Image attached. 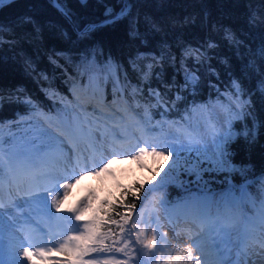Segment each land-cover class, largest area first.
Segmentation results:
<instances>
[{
	"label": "trees",
	"instance_id": "trees-1",
	"mask_svg": "<svg viewBox=\"0 0 264 264\" xmlns=\"http://www.w3.org/2000/svg\"><path fill=\"white\" fill-rule=\"evenodd\" d=\"M67 12H70L75 24L79 27L90 21L105 16L106 7H119L117 0H60ZM135 5L133 13L151 17L162 28L159 33L149 36L148 46L132 42L128 37V23L122 21L116 25L99 27L90 35L74 31L64 15L52 3V0H11L0 8V25L5 32L0 41V91L7 98L10 95L30 97L34 108L41 111H53L65 117L67 106L65 100L73 99L72 84L83 85L91 75L97 73L99 84L105 85V91L113 96L111 81L105 82V64L109 58L123 66L133 84L138 82V74L133 72L129 60L141 52L152 51L159 55L158 45L170 50L169 63L164 64V80L171 84L175 75L177 87L184 85L183 72H176L180 66V57L185 49L206 46L207 41L217 45L211 50L210 63L218 75L210 74L207 63L197 65L192 59L187 60L190 69H198L200 80L190 83L179 92L182 97L176 102L177 88L168 93V111L163 107L149 108L145 112L144 105L148 101L141 99V107L135 111L147 120L152 127H160L162 133L167 124H184L191 113L204 106L211 110L214 103L224 107L232 140L227 145L230 167L216 168L212 159L203 157L199 147H190L180 151L179 174L175 170L164 182V195L168 201L181 199L188 191L234 189L238 191L244 186L243 195L251 194L261 199L264 194V104L254 97L255 117L242 120L235 118L229 110V92L232 79H238L246 89L254 90L261 75L264 74V57L260 54L264 43V26L249 24L250 17L264 18V0H131ZM31 18L32 23L24 22ZM225 29H229L239 45L225 38ZM141 24V31H145ZM95 52V59L93 53ZM176 64L171 65V57ZM51 57V59H50ZM55 60V64L52 63ZM147 63V61H145ZM58 65V67H57ZM159 71V68H157ZM121 76L123 73H120ZM47 79H44V77ZM152 87H164L155 79ZM17 90H20L18 92ZM55 93V95H49ZM73 96V97H72ZM111 96V97H112ZM147 87H145V97ZM114 97V96H113ZM139 99V98H138ZM129 100L134 103L131 98ZM129 103V102H128ZM152 104L155 101H151ZM130 105V104H129ZM33 107L5 102L0 107V121L10 120V126L17 123L20 115L30 112ZM231 121V127L229 126ZM251 130V135L244 133ZM197 149V150H196ZM171 151V150H169ZM169 156V155H168ZM174 160L175 156H170ZM200 159L202 179L189 175L182 169L185 160ZM208 169V171H203ZM169 170V169H168ZM143 185V187H141ZM140 188L134 198L132 193ZM152 182H141L134 177L131 181L117 184L115 190L108 191L100 203L101 229L114 233V227L108 223V215L113 220L121 214L129 212L124 205L134 204L133 211L145 202ZM127 193V194H126ZM107 202V203H105ZM110 205H116L115 210ZM100 208V209H101ZM244 208L251 210V203L246 199ZM116 226V225H114Z\"/></svg>",
	"mask_w": 264,
	"mask_h": 264
},
{
	"label": "snow or ice",
	"instance_id": "snow-or-ice-1",
	"mask_svg": "<svg viewBox=\"0 0 264 264\" xmlns=\"http://www.w3.org/2000/svg\"><path fill=\"white\" fill-rule=\"evenodd\" d=\"M11 0H0V8H3L6 4L10 3ZM84 0H82V3ZM55 6L61 11V13L66 18H71V13L65 11V7H62L56 0H53ZM119 7H106L105 20L97 24H89L85 26L86 35H90L92 32L96 31L99 27L107 25H116L122 21H127L128 23V37L132 42H139L141 46H148L149 36L151 34L159 33L162 28L156 21L151 17L145 15L143 18L139 13H133V8L135 5L131 0H117ZM24 22L32 23L31 18L25 17ZM145 25L146 30L141 31V24ZM249 24L251 26H264V18L260 20L256 19L255 14H253L249 19ZM77 31H81L77 25ZM5 28L0 25V41L3 39V34ZM225 38L230 42L239 45V41H236L229 29H225ZM160 48L159 55H156L152 51L141 52L137 50V55L135 58L129 60V64L133 72L138 74V82L133 84L129 78L128 72L123 69V66L115 62L111 56H109L106 64L105 70L106 74L104 76V81H111L113 85V104H120L123 102L125 110L131 107L128 103V98L134 102L135 107H141L140 100L145 99L148 104L144 105L145 112L149 111V108L163 107L165 112L168 111L167 105L168 93L177 88L176 100L172 101V106L175 107L176 102L182 99L179 92L186 88L190 83H197L200 77L197 75L198 69H190L187 66V60L192 59L195 64L204 66L208 61L212 59L209 55L211 50H214L217 45L210 40L206 42L205 45H201L197 48L185 49L180 57L179 69L176 72H183L184 85L180 88L177 87L175 75L172 78V83L168 84L164 80V64L169 63L170 50L166 49L164 45H158ZM260 54L264 57V43L261 44ZM51 59V57H50ZM93 59H95V52L93 53ZM147 61V63H145ZM171 65L174 67L176 64V58L171 57ZM55 64V60H52ZM58 67V65H57ZM208 70L210 74L218 75L212 68L210 63H207ZM159 68V71H157ZM123 73L121 76L120 73ZM44 79H47L45 76ZM96 81V87L92 90V99L100 96L99 100L96 102V106L93 107V111H99L101 115L104 114V108H110L103 96L100 95L99 89V77L93 78ZM155 79L164 87L162 92L160 88H154L151 86L152 80ZM145 87H147V96L145 97ZM231 91L229 92V110L233 112L234 116L238 120H242L246 117H255V107L254 97H258V101L264 104V74L258 80L256 88L254 90L246 89L244 85L238 79H232L230 84ZM20 92V90H17ZM49 95H55V93H49ZM139 98V99H138ZM155 101L154 104L151 101ZM16 103L22 104L26 107H35L34 102L30 97H23L19 94L10 95L7 98L4 96L3 92L0 91V107L4 103ZM91 102V100L89 101ZM119 111V108L116 109ZM229 126L231 127V121H229ZM99 131V128L97 129ZM115 128L112 130V137L115 140L116 136ZM245 136L251 135V130L244 133ZM233 133L231 130L227 135L220 138L215 144L214 159H212V164L220 169H226L230 167V163L227 159L229 153L227 150L228 143L232 140ZM49 148L55 147L61 149V154L67 158V152L62 151L63 142L60 145H46ZM90 148L93 155L90 157H83V155L77 157V163L72 168V171L63 176L64 179H71L73 175L76 174V168L80 171H85L87 167H99L100 164L106 159V154H111L113 156H124L128 155L129 151L127 149H122L121 144L114 142H108L107 134L100 132V135L90 142ZM162 149L157 151V149ZM184 148L183 145L177 146L176 144H170L166 141L163 143L150 144L147 140L138 141L135 146H133L132 153L134 159H139L142 155L148 154L153 156H164L165 150L168 151L169 156H175L176 158L172 160L169 167V172L175 170L177 174L181 171V165L179 164L180 151ZM151 149V151H149ZM76 148L70 146V151L75 153ZM190 151V149H189ZM99 153V160L96 159V153ZM91 161V163H90ZM2 160H0V169H2ZM185 165L182 170L187 172L189 175H195L197 180L202 179V165L203 161L197 159L195 161L185 160ZM107 164L100 170H106ZM203 171H208V169H203ZM169 173H165L168 175ZM41 183L35 184V191L28 192V200L31 201L37 208L40 209L45 215L53 216L54 213L51 212V208H56L57 212H60L64 208L62 197L58 195L51 196V206L48 205L47 199L53 191L59 193V188L62 187L65 191V197L67 195V190L72 187V184L65 183L57 187L58 180L61 176L51 172V171H40L35 174ZM143 187V185H141ZM155 190L150 188L149 191ZM140 192V188L132 193L134 198H138L137 194ZM127 194V193H126ZM244 199H251L243 195L239 199H234L231 202H226L227 210L221 212L217 209L215 215L211 213L210 210H202L198 204L194 201L191 205H186L189 209V215L192 216L193 222L199 221L201 225V230L206 226L209 229L210 239L213 241L212 247L216 249V260L214 264H264V199L259 202V208L257 209V216L245 217L242 212L233 211V208L239 206L240 202ZM107 203V202H105ZM253 206L255 207V201L252 200ZM19 204L15 201H10L8 208H18ZM116 205H110V208L115 210ZM124 207L129 209V212L121 214L115 212V215L119 217L118 220L112 219V214L108 215V223L116 225L119 228V233H113L111 229L108 232H101L100 228L103 226V222L100 221L95 216V209L92 208L91 202L88 197H85L80 204L74 208L67 209L71 213L67 217L68 227L60 234L63 236V242L57 244L54 240L44 241L40 240L33 242L29 232L23 227H17L16 220L14 217L9 216L7 221H5V204L2 197H0V264H38L36 258H39V264H141L138 257L141 254V247L149 250V256L155 255L153 250L159 249L163 252L168 247L167 237L159 232V226L153 232L151 238L146 237L147 225L143 230L138 229L137 224L132 222V209L135 205H124ZM104 209H100L103 211ZM89 211L93 212L91 218H86V213ZM23 215V213H20ZM73 220L78 223H73ZM244 222V227L241 230L239 227L241 221ZM28 223V221H25ZM128 225H131L128 227ZM43 231L42 229H40ZM113 235L117 236L118 239L113 240V246L116 243H121V247L114 248L105 244V240L111 238ZM135 235V239L132 237ZM176 235H179L178 233ZM163 240L164 243L160 244L159 241ZM5 241H7V251L8 259L4 260L5 251ZM52 244V247H42L36 246L37 244ZM198 251H201L199 244H196L195 239H193ZM133 247L129 249V245ZM27 245V246H25ZM22 249V250H21ZM233 249L236 251V259H231V254ZM131 251V255L129 252ZM67 253V256L62 259H53L51 253ZM96 254V259H84V257L89 254ZM116 254H123L126 259H116ZM103 255H108V259L99 261V257ZM182 253L176 255L174 260L167 261V264H179L180 260L183 258ZM187 259L191 261L192 249L189 248L186 253ZM196 264H200L197 260Z\"/></svg>",
	"mask_w": 264,
	"mask_h": 264
},
{
	"label": "rangeland",
	"instance_id": "rangeland-1",
	"mask_svg": "<svg viewBox=\"0 0 264 264\" xmlns=\"http://www.w3.org/2000/svg\"><path fill=\"white\" fill-rule=\"evenodd\" d=\"M94 77H97V73L91 75L83 85L75 84L77 88L86 92L78 93L82 99H80L79 104L75 105L73 108L68 106V102L65 101L67 106L65 117H60L55 112L41 111L39 108H34L29 113H26V115L19 116L20 121L13 126H7L8 123L0 122V152L5 153L7 156L5 160L0 153V160L3 162L2 169H0V197H2L5 204V221L9 216H12L16 220L17 227L20 226L18 223L21 222L24 226L23 228L27 231H32L31 233L33 235H36L38 232L44 239L50 237L48 240L45 239V241L53 240V235L57 234V236L54 235L57 241H54L58 244L63 241V236L60 234L66 228L65 224H68L67 217L71 215L67 209L78 206L80 201L88 197L92 208L96 210L95 216L101 220L100 203L103 200V196L106 195L108 191L110 192L112 189L115 190L117 184L124 181H131L134 177H137L141 184L147 181L152 182L151 188L155 190L149 191L145 202L140 204L138 208L133 211L131 217L132 222L136 223L140 230H143L146 225L148 226L146 231L147 238L152 237L157 226H159V232L161 234H164V231H170L175 234L178 233L179 235L177 236L181 238H189L194 231L201 232L206 226L201 230L200 222L198 220L193 222L192 216L188 214L189 209L186 205H191L195 201L202 210H210L211 213L215 215L217 209L221 212L227 210L226 208L228 206L226 202H231L243 196L240 191H235L234 189L215 191L202 188L200 191L190 190L181 199H175L170 202L164 195V182L170 176L168 169L173 160L172 157L168 156V151L170 149L165 150L164 156L158 157L144 154L139 159L133 158V146H135L138 141L147 140L150 144L163 143L166 141L167 143L176 144L177 146L183 145V149L186 150L193 146L199 147L201 149L199 151L203 157L214 159L216 142L229 132L223 106L219 103H214L211 110L200 106L188 116L184 124L178 125V127H174L172 124V126L168 125L167 131L160 135L161 132L158 129L152 128V125L148 124L144 118L141 119L137 115L132 108L134 107V103L131 101L129 103L131 107L125 110L122 101L120 104H113L114 97L109 95L107 97H111V99L107 100L105 98V101L108 102L111 107L104 108L103 115H101L99 111L94 112L93 107L96 106L97 99H92V96L88 95V93L92 92L90 89L96 87V81L93 79ZM75 85H71L72 89H76ZM102 87L105 90V85L99 84L100 90ZM80 90L77 89V92ZM90 100L91 102H89ZM120 106H123V109ZM118 108L119 111H116ZM98 128L99 131H97ZM113 128H115L116 133L119 134L116 136L115 140H113L112 137ZM100 132L107 134L108 142H114L123 146L122 149L118 150L127 149L129 154L124 156L106 154V159H104V162L100 164L98 168L90 166L87 167L85 171H80L79 168H76V174L73 175L71 179H64L63 176L69 174L76 165L77 157L83 155V157L87 158L93 155L92 150L89 151V147L87 150V147L83 145V134L86 133L89 143L91 135H100ZM70 138L73 142L69 141ZM91 139L90 142H92ZM61 142H63L62 150H68V167L64 165L63 169L56 170L45 165L42 168L38 167L39 169H37L34 174H28L24 171V175H22L20 179V186L26 185L27 182L28 184L24 187L18 185L17 187L19 188L16 187L17 189L10 186L11 182L10 180L7 181V179H13L14 177L12 176L13 174L9 176L8 172L10 170L11 173V168H15V165L18 164L15 161L16 159L20 157L31 159V156H34L36 159L33 161L38 162L39 155L44 157L47 151L56 149L55 147L49 148L46 145L55 146L60 145ZM70 146L77 149L75 153L70 151ZM58 150L61 152V149ZM160 150L162 149H157V151ZM149 151H151V149H149ZM58 159L62 160V154H60V158ZM63 159H65L64 156ZM96 159L99 160L97 156ZM7 161L10 162L9 165ZM26 164L27 162L25 165ZM104 164H107V169L102 171L100 169L104 167ZM19 165L20 164H18V166ZM44 170L51 171L61 176L58 180L57 187L65 183H73L75 186L73 190L72 188L67 190L66 197L62 187L59 188V193L53 191L51 195L45 194L48 196L47 203L49 206H51L52 195H58V197L64 198V208L60 211L61 213L59 215H56L57 210L54 207L51 208V212L54 213V216H47L43 212L40 215L36 213L35 209L38 208L32 204L31 201L25 203V201L28 200V192L35 191V184L41 183V180L35 174ZM165 173L169 174L165 175ZM31 175H33L34 178H32ZM86 175L90 177L89 182L83 183L78 179L80 176ZM30 183L31 186H29ZM9 187H11L12 192ZM7 190L9 192H7ZM248 197L251 198L248 199V201H250L251 209H253L251 215L243 208L246 199L242 200L239 206L232 210L242 212L243 215L245 214L247 217L255 218L257 216L259 204H257L251 194H248ZM252 200L255 201V207L253 206ZM10 201L17 202L19 207L9 209L8 205ZM25 209L31 211L32 216H34L31 217L32 220L27 224L24 222L27 216L25 214L27 213ZM20 213H23V215H20ZM39 215L42 218H40ZM92 215L93 212L89 211L86 213V218H91ZM49 223L56 228L52 232L49 229ZM73 223L75 224L78 222L73 220ZM130 226L131 225H128V227ZM113 227L114 233H119V228L114 225ZM239 227L241 230L243 229V220ZM100 231L107 232L101 228ZM114 239H118V237L113 235L111 238L105 240V244L113 246ZM132 239H135V235H133ZM159 243L163 244L164 241L161 240ZM47 245L52 247L50 243ZM121 246V243H116L113 247L119 248ZM132 247L133 246L130 244L129 249ZM5 249H7V241H5ZM153 251L155 255L150 257L148 254L149 250L141 247V254L138 257L141 264H167L166 249L163 252L159 249ZM129 255H131V251ZM90 258L96 259V254L89 253L84 257L86 260ZM108 258V255H103L99 257V261L102 262ZM115 258L121 260L126 259L123 254H116ZM231 259H236L235 249H233Z\"/></svg>",
	"mask_w": 264,
	"mask_h": 264
},
{
	"label": "bare ground",
	"instance_id": "bare-ground-1",
	"mask_svg": "<svg viewBox=\"0 0 264 264\" xmlns=\"http://www.w3.org/2000/svg\"><path fill=\"white\" fill-rule=\"evenodd\" d=\"M85 132L87 133L86 129H85ZM86 133L83 134L84 135V137H83V145H85L87 147V150H88V147H89V151H91L90 139L92 138L91 140L93 141L94 139H96L99 136V134H92L91 138H89V143H88V136H86ZM62 151L67 152V154H68V150L67 149L62 150ZM58 152H59V150L57 148L56 149H51L50 151L46 152L44 157L39 155L38 156V162L33 161V160L36 159L34 156H31L32 157L31 159L27 158V157H20L19 159H16L15 161L18 164H20V165L18 166V164H16L15 168L13 167L14 169L11 171V173L13 174L12 176L14 178L13 179H7V181L10 180V182H11L10 186L15 187V188L18 185L20 186V183H21L20 179L22 178V175H24V171L27 172L28 174H34V172H36L38 167L42 168L45 165H47V166H49V167H51L53 169H56V170L57 169H59V170L63 169L64 165L68 167L69 166L68 165V161H67L69 159L68 155H67V158L64 157L65 159H63V155H62V160H61V159H58V158H60L61 152H59V153ZM96 156H97L98 159L100 158L98 152L96 153ZM26 162H27V164L25 165ZM31 177L34 178L33 175H31ZM78 179L80 181H82L83 183H87V182L90 181V177L88 175L80 176V178H78ZM27 184H28V182L26 183V185ZM71 184H72L71 188L73 190L75 188V186H74L73 183H71ZM26 185L24 184L23 186H20V187H24ZM29 186H31V183L29 184ZM17 188H19V187H17ZM28 208H29V206H28ZM32 209H34V208H32ZM35 210H36V213H39L40 215L42 214V211H40L39 208L35 209ZM25 211L27 212V213H25L27 215L26 218H25L26 219L25 221L30 222L32 220L31 217H34V216H32V214H31L32 212L31 211H28L27 209H25ZM60 213L61 212H57L56 215H59ZM40 215H39V217H40ZM40 218H42V217H40ZM18 224L20 225L19 227H24L23 224H21V222H19ZM65 227L67 228L68 224H65ZM49 229L52 232L56 228L53 225H50V223H49ZM35 230H36V228H35ZM28 232L31 235V238H32L34 243L37 242V241H40V240H44L45 241V239H46V238L44 239L43 236H40L38 234V232L36 233V235H33L31 233L32 231H28ZM54 235L57 236V234H54ZM54 235H53V240H56V238H54ZM164 235H166L167 241H168V247L166 248V257H167L168 261L169 260H174L176 255L179 252V253L184 254L183 258L180 260L179 264H196L197 260L200 261V264H214V262L216 260V249L212 247L213 241L210 239V233H209L208 227H206L201 232H197V231L195 232L194 231L192 233V235H190L189 238H186V237L181 238V237L177 236L175 233H172L170 231H164ZM49 238L50 237H47L46 240H48ZM193 239H195L196 244L200 245V248L202 249L201 251L197 250L195 244L193 243ZM61 242H63V241H61ZM25 246H27V245H25ZM36 246H38V247L39 246L51 247V246H48L47 244H43V245L42 244H37ZM189 248L192 249V257H193V259L191 261H189L187 259V255H186V253L188 252ZM5 250L6 251H4V257L3 258H4V260H7L8 259V251H7V249H5ZM51 256L53 257L54 260L55 259L62 260V259H64L67 256V253H56V252H53V253H51ZM36 259H37L38 264H39V258H36Z\"/></svg>",
	"mask_w": 264,
	"mask_h": 264
},
{
	"label": "water",
	"instance_id": "water-1",
	"mask_svg": "<svg viewBox=\"0 0 264 264\" xmlns=\"http://www.w3.org/2000/svg\"><path fill=\"white\" fill-rule=\"evenodd\" d=\"M80 2H82V0H79ZM86 1V0H84ZM52 3H53V0H52ZM56 3H59L62 7H64L62 5V3L60 2V0H56ZM54 4V3H53ZM55 5V4H54ZM57 8V7H56ZM58 9V8H57ZM59 10V9H58ZM60 11V10H59ZM65 11H67L65 9ZM61 12V11H60ZM65 17V16H64ZM66 18V17H65ZM68 20V22L71 24L72 28L74 29V31L78 32V33H84L86 32V29H85V26L86 25H89V24H101L104 20H105V16L104 17H101L100 19L96 20V21H90V22H87L85 23L83 26L79 27L81 29V31H77V25L75 24L74 20L72 19V17L69 19V18H66Z\"/></svg>",
	"mask_w": 264,
	"mask_h": 264
}]
</instances>
